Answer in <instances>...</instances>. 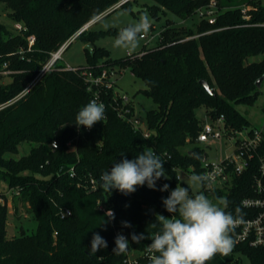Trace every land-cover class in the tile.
I'll return each instance as SVG.
<instances>
[{"label":"trees","instance_id":"obj_1","mask_svg":"<svg viewBox=\"0 0 264 264\" xmlns=\"http://www.w3.org/2000/svg\"><path fill=\"white\" fill-rule=\"evenodd\" d=\"M121 1L0 0L11 21L10 25L0 21V107L5 105L0 108V181L14 191L16 216L21 204L37 221L33 234L10 238L8 197L0 191V264H123L125 254L116 256L112 251L115 228L122 227V221L129 222L133 227L122 228L130 244L144 249L159 227H151L155 214L171 215L162 198L180 182L177 169L189 172L193 167L195 173L201 171L204 148L197 138L204 121L198 109L205 107L210 118L223 115L229 132L250 126L237 106L257 98L260 90L256 82L264 76L261 0H215L221 11L215 24L202 20L195 28H187L168 20L158 45L145 48L139 55L105 60L106 68L117 67L118 72L130 68L145 82L144 92L157 105L145 117L152 130L150 138L118 118L112 107L91 129H77L74 124L79 109L92 98L86 72L105 67L98 65L99 59L108 55L101 48H96L94 55L87 50L91 58L87 67L67 70L62 61L56 62L32 90L16 99L50 62L53 53ZM154 1L160 6L150 10L157 19V10L161 9L187 20L212 0ZM244 5L250 9L249 20L242 13ZM17 24L22 30L16 28ZM213 30L218 31L208 33ZM118 32L110 30L102 35L117 36ZM86 34L85 30L77 38ZM193 36L197 37L188 39ZM30 37H35L32 46ZM258 57L261 59L254 60ZM201 80L210 84L214 94L204 89ZM71 140L72 147L68 146ZM54 141L58 143L56 149L52 147ZM146 148L165 159L169 178L158 180L157 190L144 185L125 195L117 190L110 194L99 187L103 172L124 158H135ZM260 155H264V138ZM71 168L75 177L70 176ZM258 175L256 159L245 173L235 177L228 190L216 191L217 196L230 202L227 211L236 215L239 207L243 218L257 214L241 202L259 196L254 188ZM92 179L97 189H91ZM164 184L169 190L159 191ZM98 202L114 210L115 220L101 224L108 218L99 210ZM65 209L72 215L62 219L60 214ZM133 232L149 239L133 243ZM95 233L107 241L108 247L93 256L90 249ZM236 253L247 256L251 264H264V247L248 244H235L227 257L217 254L207 264H239Z\"/></svg>","mask_w":264,"mask_h":264},{"label":"clouds","instance_id":"obj_2","mask_svg":"<svg viewBox=\"0 0 264 264\" xmlns=\"http://www.w3.org/2000/svg\"><path fill=\"white\" fill-rule=\"evenodd\" d=\"M104 27L108 28L109 25L105 23ZM150 27L151 20L145 10L140 14L138 21L119 30L113 47L125 51L136 50ZM105 112V105L92 99L79 109L74 124L77 129L80 127L91 129L97 122L105 119ZM195 158L199 159V156ZM164 163L165 159L153 149H143L135 158L131 160L124 158L114 163L110 170L103 172L99 177V187L110 194L112 190H117L125 195L134 193L138 187L145 184L150 189L157 190V181L162 177L169 178ZM211 179L208 173L193 174L187 187L177 183L170 194L162 198L163 206L171 215L166 217L157 213L155 222L151 223V227L157 228L158 225L159 227L150 238L151 244L146 246L150 264H207L217 254L227 257L233 251L236 241L232 233L236 225L243 222L242 210L237 207L236 215L227 211L230 202L223 196L215 197L214 202L203 191L194 196L189 194L190 187L204 188ZM158 190L168 191L169 185L164 184ZM105 215L108 219L101 224L115 220L112 210ZM121 224L125 228L133 227L127 221H122ZM144 239L149 237L143 233L131 234L133 243L139 244ZM114 242L115 247L112 250L114 255L127 253L130 245L127 237L117 234ZM107 247V241L95 233L91 240L90 255L96 256L100 249Z\"/></svg>","mask_w":264,"mask_h":264},{"label":"built area","instance_id":"obj_3","mask_svg":"<svg viewBox=\"0 0 264 264\" xmlns=\"http://www.w3.org/2000/svg\"><path fill=\"white\" fill-rule=\"evenodd\" d=\"M125 1L127 2L129 0H122L115 5V8H120ZM241 9L244 18L249 20V7L244 5ZM220 12L221 11L217 1L212 0L207 6L199 8L196 11V14L199 16L200 21L205 20L208 21L209 24L213 25L216 23ZM90 25L91 22L79 31V33H77L73 38L68 40L57 52L53 53L50 62L16 99H20L22 96L26 95L42 80L43 76L52 69L56 62L62 61L63 54L70 43L83 31L87 30ZM16 28L18 30H22V25L17 24ZM164 30L165 28L162 31H159L158 25L151 22L149 32L145 35L143 40H147L148 43L156 36L160 39ZM214 31L218 30H213L208 33H212ZM195 37L197 36L188 37V39ZM29 41L30 46H32L35 43V37H30ZM66 69L75 70V67L66 66ZM116 74L115 70L106 67H102L97 71L89 70L86 72L85 76L89 86L88 90L92 93L91 100L96 99L98 102H102L105 105V118L107 116L108 108L112 107L118 118L130 124L134 130L143 134L145 138H150L152 136V130L148 126L147 121L142 119L137 114L133 100L126 95L121 96L119 93H116ZM107 92L109 97H105V93ZM4 106H1L0 108H3ZM211 121L212 123L203 124L197 141L201 146L206 145L207 147H220V157H211L204 149L201 158L200 173H195L193 167L190 168L189 172H184L182 169L178 168L177 179L181 181V173L191 175L208 173L212 179L211 182L205 186L206 191L212 192L228 190L229 187L232 186L235 177H239L245 173L257 159L259 163V175L255 178L254 188L259 196L247 197L241 202L245 209L257 211V214L254 217L243 218V222L236 225L233 232V238L236 241V244H248L250 247L254 248L264 247V197L262 196L264 194V155H260V148L264 138V126L262 128H244L235 132H229L226 125V118L223 115L211 118ZM224 139L234 140L233 147L231 148L232 151L227 152L225 155L222 151ZM73 143L74 142L72 140L69 141L68 146L72 147ZM52 147L54 149L58 147L57 141L52 143ZM75 175V169L71 168L70 176L75 177ZM91 189H97L94 179L91 180ZM98 208L105 214L109 210L114 212L113 209L108 208L107 205L102 202H98ZM71 215L72 211L70 209H65L60 214L62 219L68 218ZM117 234H123L129 239L127 232L122 227L115 228V235L117 236ZM56 235L57 233L55 236ZM151 242H149L146 246L150 245ZM123 264H150L149 254L146 252V247L144 249H138L130 244L129 250L123 259Z\"/></svg>","mask_w":264,"mask_h":264},{"label":"rangeland","instance_id":"obj_4","mask_svg":"<svg viewBox=\"0 0 264 264\" xmlns=\"http://www.w3.org/2000/svg\"><path fill=\"white\" fill-rule=\"evenodd\" d=\"M262 5L264 6V0H261ZM129 5L131 8H122L124 5ZM160 6L154 0H129L128 3L122 4L121 8L116 9L115 6L110 8L104 14L94 19L91 22L90 27L86 30V35L81 38H75L67 50L63 54L62 63L66 66L71 67H87L90 65L91 58L89 57L88 51L86 47L88 44L93 45V50L104 49L107 51V56L100 58L98 65L105 66L108 64L105 60L108 58L113 59H121L125 58L128 55H139L143 52L145 48H151L159 43V37L156 36L151 42L147 43V40H141L139 47L134 51H125L122 49H116L113 47L114 39L116 35L114 34H105L102 35L103 32L108 31H119L122 28L126 27L128 24L134 23L139 20L140 14H142L145 10L149 14L150 20L152 23H156L159 27V31H162L168 20H171L176 23V26H186L187 28H195L200 18L197 14L193 15V17L188 18L187 20L183 19L179 15H176L172 11H167L166 13L162 12L161 9L157 10L158 19L150 10L152 7ZM135 7L141 9L140 11H135ZM4 5L0 4V21L5 23L6 25H10L11 21L7 17V13L4 10ZM108 24L109 27L105 28L104 24ZM96 36H99L96 38ZM95 37L94 40L89 41L90 38ZM99 58V57H98ZM261 57L255 58L254 60H260ZM112 70H115L116 77V93H119L121 96L130 97L135 105V109L137 114L145 120L146 114L148 111L156 109L157 105L154 100L148 96L144 91L146 89L145 82L135 76L130 68H123L121 72H118L117 67H109ZM4 82V79L2 80ZM260 93L257 98L247 104H240L237 106L238 110L248 119L249 121V129L253 128H262L264 126V82L262 86L259 88ZM105 97L108 96V92L105 93ZM197 114L200 119L204 121V123H212L211 118L206 115L205 107H201L198 109ZM224 144L222 151L224 155L227 152L232 151V147L234 144V140L224 139ZM211 157L219 158L221 153L220 147H207L206 145L202 146ZM230 150V151H229ZM21 154H25L21 150ZM191 174L181 173V183L182 187H187L190 183ZM0 190L1 193H5L8 197V205H9V216H8V235L10 238L20 236L23 233L31 235L36 231L37 221L32 215H28L25 208L18 204V211L16 216V200H14V191L9 189L7 184L0 181ZM203 191L205 195H207L210 199H213L215 202V197L217 196L216 191L208 192L204 188H198L196 186H192L189 189V194L194 196L199 192ZM236 258L239 260V264H251L249 258L243 254L236 253Z\"/></svg>","mask_w":264,"mask_h":264},{"label":"water","instance_id":"obj_5","mask_svg":"<svg viewBox=\"0 0 264 264\" xmlns=\"http://www.w3.org/2000/svg\"><path fill=\"white\" fill-rule=\"evenodd\" d=\"M125 2H126V1H125ZM125 2H124V3H125ZM124 3H123V4H124ZM134 10H135V11H140L141 9L135 7ZM86 50H88V51L91 53V55H94V50H93V45H92V44H88L87 47H86ZM263 82H264V76L261 77L260 79H258L257 82H256V84H257V86L260 88V87L262 86ZM200 84L204 87V89H205L208 93H210V94H214V90L211 88L210 84H209L206 80H201V81H200ZM147 187H148V186H147ZM148 188H149V187H148ZM151 213H154V210H153V209H151Z\"/></svg>","mask_w":264,"mask_h":264},{"label":"crops","instance_id":"obj_6","mask_svg":"<svg viewBox=\"0 0 264 264\" xmlns=\"http://www.w3.org/2000/svg\"><path fill=\"white\" fill-rule=\"evenodd\" d=\"M1 191V190H0Z\"/></svg>","mask_w":264,"mask_h":264}]
</instances>
